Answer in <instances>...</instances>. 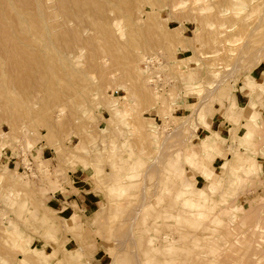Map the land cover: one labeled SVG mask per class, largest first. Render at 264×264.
I'll return each mask as SVG.
<instances>
[{
    "label": "rangeland",
    "instance_id": "rangeland-1",
    "mask_svg": "<svg viewBox=\"0 0 264 264\" xmlns=\"http://www.w3.org/2000/svg\"><path fill=\"white\" fill-rule=\"evenodd\" d=\"M24 4L0 54V264H264V0ZM76 166L81 218L47 201Z\"/></svg>",
    "mask_w": 264,
    "mask_h": 264
},
{
    "label": "crops",
    "instance_id": "crops-1",
    "mask_svg": "<svg viewBox=\"0 0 264 264\" xmlns=\"http://www.w3.org/2000/svg\"><path fill=\"white\" fill-rule=\"evenodd\" d=\"M245 92H246L245 86L241 85V83H237L235 90L231 94V101H232L231 103L232 104L235 103L237 106L241 103L243 104L245 101V95H246ZM249 103L253 105L252 101H250ZM251 113L253 112L251 111ZM238 122H240L239 124L242 123L240 120ZM228 125L229 123L226 122L225 120L224 121L216 120L215 115L213 116V119H211L208 123L209 128L217 132L225 131V128ZM246 129L248 128L246 127ZM251 134L252 132H250V135ZM248 138H249V135H247L245 138H242L243 143L247 141ZM203 140L205 141L207 146L213 147L219 144L215 135L206 136L205 138L201 137L199 142L197 143V148H196L197 150L194 151V150L189 149L188 151L184 152L183 161L185 163H187L188 165H192L194 162H196L197 160L196 157L198 156V154L201 153V150H202L201 142ZM214 140H216V142ZM219 161H221L220 158H215L212 161V164H214L215 162H219ZM231 161H230V164H231ZM222 162L223 161H221L219 166L223 164ZM228 168H229L228 169V173H229L230 170L231 169L233 170L234 167H231V165H228ZM206 169L210 171L211 168H206ZM201 170H199L198 172L201 173ZM204 173L205 172H203L202 176L203 177L207 176L206 174L204 175ZM86 174L87 173L85 172V170L82 169L80 166H76L75 168L70 170V172L67 173L69 184L65 185V191L63 193L60 192L58 189H54L52 190V192L51 191L47 192V195H48L47 201L50 204V208L54 209L56 212L61 213V214H70L72 210H75L76 215L80 218L88 214L90 210H93L94 206L96 205V202L98 201V197L91 189V186L88 184ZM190 177L194 178V176H189L188 177L189 181H190ZM45 218L46 217H43V220H45ZM64 220H65V226L69 228H72L77 224V222L75 221V216L73 214L68 216L67 218H64Z\"/></svg>",
    "mask_w": 264,
    "mask_h": 264
},
{
    "label": "bare ground",
    "instance_id": "bare-ground-1",
    "mask_svg": "<svg viewBox=\"0 0 264 264\" xmlns=\"http://www.w3.org/2000/svg\"><path fill=\"white\" fill-rule=\"evenodd\" d=\"M15 0H0V38H3V43L2 46H0V54L3 52H6L9 49V39H10V35L14 34L13 30H15V28L12 25L18 26L20 28H23L24 25L27 22V17H28V12H27V7L24 4V1L27 2V0H21V3ZM37 1V0H35ZM39 4V2H38ZM36 5V4H35ZM38 7V5H37ZM42 7V6H41ZM37 9V8H36ZM41 9V8H40ZM39 9V10H40ZM31 11V10H30ZM36 11V10H35ZM42 12V11H41ZM40 12V14H41ZM36 13L39 14V12L36 11ZM35 13V14H36ZM30 15V14H29ZM36 16V15H35ZM42 16L44 17V15H39V17ZM39 19L42 20V18L40 17ZM29 22V21H28ZM43 22V20L41 21ZM27 25V24H26ZM27 26H30L27 25ZM26 26V27H27ZM11 27H13L14 29L11 31ZM25 28V27H24ZM17 29V28H16ZM18 32V31H17ZM16 33V31H15ZM27 33V32H26ZM17 34V33H16ZM15 34V35H16ZM20 36V35H18ZM151 45V44H150ZM3 55V54H2ZM160 62V61H159ZM162 63V61H161ZM146 71V69H145ZM151 77V76H150ZM149 77V78H150ZM149 84H151V80H149ZM163 81L160 82V85L158 86H152V87H161L162 86ZM205 112V111H204ZM203 110H201L198 113V117L200 120H203ZM252 114V113H251ZM198 120V119H197ZM200 122V121H199ZM209 122V121H208ZM206 124V123H205ZM207 125V124H206ZM241 167V166H240ZM209 190V189H208ZM201 195V194H200Z\"/></svg>",
    "mask_w": 264,
    "mask_h": 264
},
{
    "label": "built area",
    "instance_id": "built-area-1",
    "mask_svg": "<svg viewBox=\"0 0 264 264\" xmlns=\"http://www.w3.org/2000/svg\"><path fill=\"white\" fill-rule=\"evenodd\" d=\"M160 61V62H159ZM161 63L160 54L154 53L148 55L146 59L142 62V68L146 69L147 74L151 76V84L152 86H159L162 81L161 72L157 70L159 64ZM24 170L29 172L30 168L28 166H24Z\"/></svg>",
    "mask_w": 264,
    "mask_h": 264
}]
</instances>
